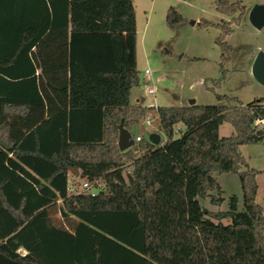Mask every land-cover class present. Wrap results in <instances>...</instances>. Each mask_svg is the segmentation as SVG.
<instances>
[{
	"label": "trees",
	"instance_id": "16d2710c",
	"mask_svg": "<svg viewBox=\"0 0 264 264\" xmlns=\"http://www.w3.org/2000/svg\"><path fill=\"white\" fill-rule=\"evenodd\" d=\"M217 10L244 13L230 0ZM181 19L170 9L166 22ZM139 84L133 0H0V264H264L259 172L240 153L264 143L262 100L132 106ZM145 118L167 143L141 138L121 152L119 125L131 132ZM213 172L239 175L242 212L234 201L202 209ZM79 179L100 180L99 192L70 194Z\"/></svg>",
	"mask_w": 264,
	"mask_h": 264
},
{
	"label": "rangeland",
	"instance_id": "374dc122",
	"mask_svg": "<svg viewBox=\"0 0 264 264\" xmlns=\"http://www.w3.org/2000/svg\"><path fill=\"white\" fill-rule=\"evenodd\" d=\"M217 2L133 0L140 84L131 91L132 105L187 107L192 100L198 106L245 107L257 100L264 104V84L254 77L252 71L256 57L264 53V27L255 28L249 18L253 8L264 7V0H230L244 8V13L232 16L221 14L217 10ZM170 9L177 11L182 18L173 28L166 22ZM223 22L233 30L221 40L228 51L217 43L223 35L220 27ZM149 89L154 94H149ZM263 129L262 126L257 127L259 132ZM130 133L134 139L140 137L143 140L157 134L160 137L158 147L167 143L158 122L147 123V118L135 124ZM233 133L229 123H223L219 128L221 137H229ZM179 137L180 134L175 133V139ZM240 153L249 167L259 172L256 203L264 206V143L243 145ZM212 176L218 187L198 198L202 209L213 214L228 212L234 201L236 211L242 212L244 196L239 175L213 172ZM78 182L82 183V180ZM212 199L218 202L214 203ZM208 218L216 224L231 223L230 217L221 221Z\"/></svg>",
	"mask_w": 264,
	"mask_h": 264
},
{
	"label": "water",
	"instance_id": "95a60500",
	"mask_svg": "<svg viewBox=\"0 0 264 264\" xmlns=\"http://www.w3.org/2000/svg\"><path fill=\"white\" fill-rule=\"evenodd\" d=\"M250 21L252 25L257 28L261 29L264 27V7H255L251 10L249 15ZM253 75L254 77L262 84H264V53H260L253 64ZM195 105V101L192 100L190 102V106ZM261 135V132L257 133ZM150 143L158 146L160 143V137L157 134H152L149 137ZM135 144V140L131 133L124 128L123 124L119 125V135H118V148L121 152H125L132 148ZM71 174H73L76 178L80 176V172L78 169L70 168L69 169Z\"/></svg>",
	"mask_w": 264,
	"mask_h": 264
},
{
	"label": "built area",
	"instance_id": "2783aa9c",
	"mask_svg": "<svg viewBox=\"0 0 264 264\" xmlns=\"http://www.w3.org/2000/svg\"><path fill=\"white\" fill-rule=\"evenodd\" d=\"M145 74H148V71H145ZM149 94H154V91L152 89L148 90ZM147 123H151L150 120H147ZM255 126L257 127H264V118H259L255 121ZM180 127L176 128L178 131ZM141 138L137 137L135 141H140ZM100 190V180H98L95 183H90L87 181H83L79 186H75L74 184L68 185V192L70 194H79V193H91L93 195H96Z\"/></svg>",
	"mask_w": 264,
	"mask_h": 264
},
{
	"label": "crops",
	"instance_id": "0c3cea01",
	"mask_svg": "<svg viewBox=\"0 0 264 264\" xmlns=\"http://www.w3.org/2000/svg\"><path fill=\"white\" fill-rule=\"evenodd\" d=\"M137 102H139V99L137 100ZM132 105V104H131ZM132 106H134V105H132Z\"/></svg>",
	"mask_w": 264,
	"mask_h": 264
}]
</instances>
